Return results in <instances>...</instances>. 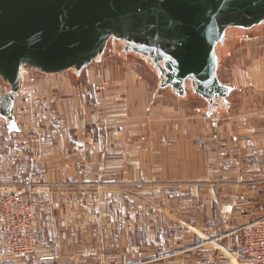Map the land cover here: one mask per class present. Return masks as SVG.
Segmentation results:
<instances>
[{
    "label": "crops",
    "instance_id": "0c3cea01",
    "mask_svg": "<svg viewBox=\"0 0 264 264\" xmlns=\"http://www.w3.org/2000/svg\"><path fill=\"white\" fill-rule=\"evenodd\" d=\"M256 31L238 48L255 47V70ZM142 71L114 51L21 83L18 130L0 117V198L31 188L38 247L17 259L0 230V264H252L228 247L264 213V92L226 83L237 89L208 113L195 95L149 92Z\"/></svg>",
    "mask_w": 264,
    "mask_h": 264
},
{
    "label": "water",
    "instance_id": "95a60500",
    "mask_svg": "<svg viewBox=\"0 0 264 264\" xmlns=\"http://www.w3.org/2000/svg\"><path fill=\"white\" fill-rule=\"evenodd\" d=\"M255 26H264V0H0V117L18 130L21 67L79 74L114 45L149 66L159 89L216 112L237 89L219 80L217 48L227 30Z\"/></svg>",
    "mask_w": 264,
    "mask_h": 264
},
{
    "label": "built area",
    "instance_id": "2783aa9c",
    "mask_svg": "<svg viewBox=\"0 0 264 264\" xmlns=\"http://www.w3.org/2000/svg\"><path fill=\"white\" fill-rule=\"evenodd\" d=\"M28 69L34 70L28 66L20 68L21 83ZM30 80L34 81L33 77ZM210 126L217 127L216 118L210 119ZM35 208L36 200L29 187L12 191L0 198V230L7 240L9 254L17 259H26L37 251ZM231 234L234 239L228 249L238 259L249 260L252 264H264V213L236 227Z\"/></svg>",
    "mask_w": 264,
    "mask_h": 264
},
{
    "label": "rangeland",
    "instance_id": "374dc122",
    "mask_svg": "<svg viewBox=\"0 0 264 264\" xmlns=\"http://www.w3.org/2000/svg\"><path fill=\"white\" fill-rule=\"evenodd\" d=\"M260 27V26H259ZM257 27V28H259ZM257 28L251 29L249 33H245V35L240 36L239 34H243V30L239 28H231L227 30V44L224 46H219L217 48V53L222 58L221 67L219 70V80L224 81V83H232L237 84L239 87L236 90L238 92H264V66H258V69L255 70V62H254V52L253 46H249L246 52L251 54L245 58V51L238 50L242 40L244 37L252 38L254 35L260 36L261 32H257ZM236 37H232L234 33ZM263 43V42H261ZM259 45V44H258ZM242 46V45H241ZM109 53V52H108ZM143 74L146 77V82L148 84L149 92H154L155 90H159L157 85V78L155 74L150 70V67L146 68V66L142 65ZM37 71L28 69L27 75L24 77V82L31 83L32 85L39 81L43 75L41 73H36ZM142 78V75L139 74ZM143 76V77H144ZM31 77H33L34 81H31ZM45 78V77H44ZM28 83V85H29ZM31 85V86H32ZM33 87V86H32ZM167 91V90H165ZM235 93V94H236ZM237 93V94H238ZM235 97L236 95L233 94ZM237 98V97H235ZM234 98V99H235ZM264 130V129H263ZM139 194H137L138 196ZM141 195V194H140Z\"/></svg>",
    "mask_w": 264,
    "mask_h": 264
},
{
    "label": "flooded vegetation",
    "instance_id": "af4514ba",
    "mask_svg": "<svg viewBox=\"0 0 264 264\" xmlns=\"http://www.w3.org/2000/svg\"><path fill=\"white\" fill-rule=\"evenodd\" d=\"M257 27H259V26H255V27H254V28H252V29H255V28H257ZM236 34H237V33L235 32V33L233 34V36H234V37H236ZM226 44H227V42H225V45H226ZM113 48H114V51H115V50H117V51H118V49H119L118 45H117V46H116V45H114V47H113Z\"/></svg>",
    "mask_w": 264,
    "mask_h": 264
},
{
    "label": "bare ground",
    "instance_id": "6f19581e",
    "mask_svg": "<svg viewBox=\"0 0 264 264\" xmlns=\"http://www.w3.org/2000/svg\"><path fill=\"white\" fill-rule=\"evenodd\" d=\"M228 32V31H227ZM227 32H226V34H227ZM23 70L21 71V73L23 74V72H24V68H22Z\"/></svg>",
    "mask_w": 264,
    "mask_h": 264
}]
</instances>
